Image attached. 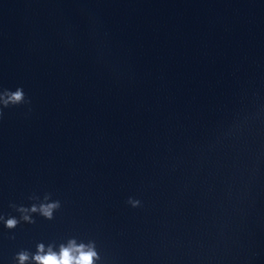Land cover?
<instances>
[{"label":"water","instance_id":"95a60500","mask_svg":"<svg viewBox=\"0 0 264 264\" xmlns=\"http://www.w3.org/2000/svg\"><path fill=\"white\" fill-rule=\"evenodd\" d=\"M73 240L264 264V0H0V264Z\"/></svg>","mask_w":264,"mask_h":264},{"label":"clouds","instance_id":"9594fccd","mask_svg":"<svg viewBox=\"0 0 264 264\" xmlns=\"http://www.w3.org/2000/svg\"><path fill=\"white\" fill-rule=\"evenodd\" d=\"M24 99L22 89H18L15 93H11L8 102L19 103ZM135 206L138 201H130ZM59 207V203L41 204L39 207L33 206L31 212L39 211L43 216L51 219L53 211ZM23 213L29 210L25 208L19 209ZM25 220L30 221L28 215H24ZM17 225V220L12 218L7 220V227L14 228ZM36 264H95L98 259V254L95 251L94 245L77 244L74 240L70 241L67 245H61L59 252L54 251L51 247L45 251V246L40 244L38 246V253L34 257ZM20 264H24L28 260L27 254H20Z\"/></svg>","mask_w":264,"mask_h":264}]
</instances>
